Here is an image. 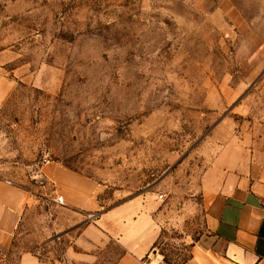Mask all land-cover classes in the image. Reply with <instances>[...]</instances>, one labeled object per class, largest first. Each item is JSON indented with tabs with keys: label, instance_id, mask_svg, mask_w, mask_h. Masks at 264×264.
<instances>
[{
	"label": "rangeland",
	"instance_id": "1",
	"mask_svg": "<svg viewBox=\"0 0 264 264\" xmlns=\"http://www.w3.org/2000/svg\"><path fill=\"white\" fill-rule=\"evenodd\" d=\"M0 75L15 82L0 179L31 198L0 264L63 262L87 219L54 201L47 163L97 181L103 209L154 197L157 249L183 264L205 230L202 172L228 140L264 138V0H0Z\"/></svg>",
	"mask_w": 264,
	"mask_h": 264
},
{
	"label": "crops",
	"instance_id": "2",
	"mask_svg": "<svg viewBox=\"0 0 264 264\" xmlns=\"http://www.w3.org/2000/svg\"><path fill=\"white\" fill-rule=\"evenodd\" d=\"M14 88L13 80L0 75V110ZM41 173L63 206L87 217L69 230L76 235L57 264L91 262L109 243L121 250L115 264H169L157 249L160 204L154 197H130L103 209L102 188L94 179L62 163H47ZM200 191L205 230L183 264H264V138L224 143L202 172ZM30 202L27 192L0 179L1 253L11 246ZM18 264L43 263L25 251Z\"/></svg>",
	"mask_w": 264,
	"mask_h": 264
},
{
	"label": "built area",
	"instance_id": "3",
	"mask_svg": "<svg viewBox=\"0 0 264 264\" xmlns=\"http://www.w3.org/2000/svg\"><path fill=\"white\" fill-rule=\"evenodd\" d=\"M163 195L162 194H159L158 198L159 199H162ZM56 202L59 203V204H62L63 203V197L62 196H58L56 198Z\"/></svg>",
	"mask_w": 264,
	"mask_h": 264
},
{
	"label": "trees",
	"instance_id": "4",
	"mask_svg": "<svg viewBox=\"0 0 264 264\" xmlns=\"http://www.w3.org/2000/svg\"><path fill=\"white\" fill-rule=\"evenodd\" d=\"M164 261H166V260L164 259Z\"/></svg>",
	"mask_w": 264,
	"mask_h": 264
}]
</instances>
